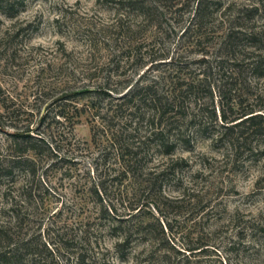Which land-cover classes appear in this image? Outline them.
Returning <instances> with one entry per match:
<instances>
[{"label":"rangeland","instance_id":"1","mask_svg":"<svg viewBox=\"0 0 264 264\" xmlns=\"http://www.w3.org/2000/svg\"><path fill=\"white\" fill-rule=\"evenodd\" d=\"M148 1L149 15L110 0H24L15 17L0 13V224L28 242L19 264H83L80 252L91 264H264V128L224 135L220 121L222 109L233 118L264 104V71L247 66L264 46L240 39L230 53L220 45L237 14L244 26L264 28V0H207L208 16L190 29L197 0ZM175 1L182 7H170ZM251 5L258 9L245 11ZM109 59L112 74L120 65L117 80L160 79L164 91L176 78L203 80L188 101L214 108L217 120L172 155L147 146L139 175L122 185L107 177L103 198L115 210L101 217L88 189L97 154L91 116L53 117V102L98 82L91 72ZM26 130L54 146L33 154V176L6 168L17 154L12 135ZM166 167L151 188V173Z\"/></svg>","mask_w":264,"mask_h":264},{"label":"trees","instance_id":"2","mask_svg":"<svg viewBox=\"0 0 264 264\" xmlns=\"http://www.w3.org/2000/svg\"><path fill=\"white\" fill-rule=\"evenodd\" d=\"M24 0H0V13L8 17H15L21 10ZM115 4L126 7L127 10L144 9L143 14H153L155 8L149 4L148 0H110ZM147 2V3H146ZM156 4L155 0H152ZM182 7L181 2L175 1L170 7ZM210 3L207 0H197L194 7L191 8L189 29L193 26L201 25V20L208 16V8ZM256 5L246 7L245 11H256ZM249 8V9H248ZM180 10L177 7L174 11ZM246 16L237 14L230 20L229 26L220 36V45L231 51V47L239 44L240 39L247 40L252 47L264 46V28L254 29L241 24L240 19ZM203 21V20H202ZM233 23V24H232ZM186 31L182 32V34ZM186 31L185 33H187ZM247 62L248 68L252 72L262 73L264 71V56L257 55ZM233 59V66L238 67L239 63L236 57ZM166 63V62H159ZM99 71L96 69L91 72L90 78L96 77L93 84H87V91L81 92L84 87L75 86L63 92L59 98L53 103L58 104V108L53 111V117L58 116L64 120H69V111L74 112V117L80 116L88 110L91 116L92 126L91 140L97 146L96 157L93 158L92 175L90 193L93 194L100 206L99 214L101 217H110V212H114V203L103 198V194L107 190L106 179L110 178L112 184L122 185L123 179L139 175L138 168L142 162V158L146 155V147L154 146L164 156L172 155L178 145L188 143L190 135H202L209 132L213 128V122H216L217 115L215 109L206 111L202 104H197L196 100L190 103L189 97L197 94L202 90L203 80L186 81L176 78L171 80L170 89L164 91L160 88V79L149 80L144 76L138 79L117 80L119 64L113 74L107 69L112 64V59L104 63ZM174 65V64H173ZM159 65H156L157 67ZM176 70L181 66H175ZM158 69V68H157ZM235 69V68H234ZM86 98V103L79 104L80 98ZM206 111V112H205ZM256 111H262L256 113ZM210 113L209 116L205 114ZM205 113V114H204ZM208 115V114H207ZM72 116V115H71ZM222 122L223 134L245 133L262 134L264 128V104L258 110L254 107L236 114L233 118H228L222 109L220 114ZM73 123V122H72ZM29 130L21 133H14L10 142V147L17 153L7 165V169L25 168L29 176L34 175V171L30 168L34 164V156L37 149H54L52 140L31 135ZM98 135V136H97ZM234 146V145H232ZM56 147V146H55ZM186 150H190L191 146H184ZM235 151L238 148L234 146ZM31 153V154H30ZM113 153V158L110 154ZM113 160L111 162L110 160ZM114 163V166L113 164ZM169 168H163L151 173V177L147 179L151 188L156 186L162 179L168 176ZM150 174V173H149ZM142 175V174H141ZM108 177V178H107ZM131 210L138 207L130 206ZM119 219L113 216V220ZM113 228H115L113 226ZM128 237L125 238L127 241ZM0 242L3 248L0 249V264H19L22 261L24 251L28 245L25 240H13L10 236L9 227L0 224ZM79 262L83 264H91L85 262L82 252L77 256ZM33 264H38L37 259H30Z\"/></svg>","mask_w":264,"mask_h":264},{"label":"water","instance_id":"3","mask_svg":"<svg viewBox=\"0 0 264 264\" xmlns=\"http://www.w3.org/2000/svg\"><path fill=\"white\" fill-rule=\"evenodd\" d=\"M88 89L87 88H84V89H81L80 91L81 92H85V91H87Z\"/></svg>","mask_w":264,"mask_h":264}]
</instances>
